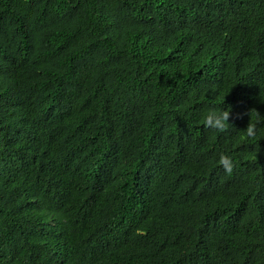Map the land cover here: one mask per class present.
Segmentation results:
<instances>
[{"label": "trees", "instance_id": "1", "mask_svg": "<svg viewBox=\"0 0 264 264\" xmlns=\"http://www.w3.org/2000/svg\"><path fill=\"white\" fill-rule=\"evenodd\" d=\"M0 264H264V0H0Z\"/></svg>", "mask_w": 264, "mask_h": 264}, {"label": "clouds", "instance_id": "2", "mask_svg": "<svg viewBox=\"0 0 264 264\" xmlns=\"http://www.w3.org/2000/svg\"><path fill=\"white\" fill-rule=\"evenodd\" d=\"M229 111H215L210 112L206 117V126L217 131H223L226 124L229 121ZM256 134V129L254 127L248 128V135L254 136ZM231 170L230 168L228 169Z\"/></svg>", "mask_w": 264, "mask_h": 264}]
</instances>
